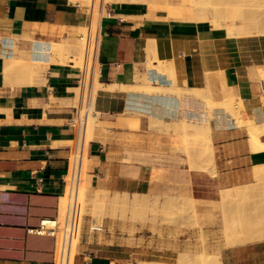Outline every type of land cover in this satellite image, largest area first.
Listing matches in <instances>:
<instances>
[{"label": "crops", "instance_id": "0c3cea01", "mask_svg": "<svg viewBox=\"0 0 264 264\" xmlns=\"http://www.w3.org/2000/svg\"><path fill=\"white\" fill-rule=\"evenodd\" d=\"M179 3L183 1L112 0L101 17L100 30L98 24L100 81L105 87L99 89L95 103L105 116L100 115L92 143L86 141L90 154L83 166L90 175L88 189L108 198L105 214L109 216L104 217L100 229H93L96 225L90 228L93 216H87L84 226L82 218L73 264H128L135 253L150 258L175 252L167 246L171 240L167 233L136 236L134 221L114 216L113 204L120 199L131 201L136 195L137 200L152 191L173 194L171 190L179 187L181 178H189L174 165L162 173L170 180L152 179L157 166L133 160L137 155L133 151L119 154V149H127L125 136H119L114 144L112 126L139 129L142 114L148 118L150 130L156 132L174 130L154 125L152 119L207 122L210 144L204 140L200 146L201 140L188 135L198 141L200 162L209 163L213 173L191 170L193 186L225 190L264 179L256 175V167L264 164V147L254 149L252 144L253 123L264 125V81L259 71L264 67V35L229 36L210 22L197 21ZM90 15L87 6L71 0H0V264L53 263L55 238L34 229L43 217L58 214L74 137L72 103L77 99L75 89L82 85L83 70L65 58L52 61V42L67 40L77 45L83 38L82 27L91 22ZM28 54L51 62L34 77L20 70L6 76L5 58ZM68 58L77 64L75 54ZM129 85L165 91L123 87ZM198 90L204 94H192ZM206 95L216 102L242 97L253 122L250 119L241 125L216 106L211 114L213 107L207 104ZM158 148L151 145L150 151ZM206 199L222 201V196ZM60 206L63 210L64 198ZM140 236L143 244L135 249ZM201 250L219 253L223 264H264V239L213 252L202 248L195 253ZM143 262L156 261L131 264Z\"/></svg>", "mask_w": 264, "mask_h": 264}, {"label": "rangeland", "instance_id": "374dc122", "mask_svg": "<svg viewBox=\"0 0 264 264\" xmlns=\"http://www.w3.org/2000/svg\"><path fill=\"white\" fill-rule=\"evenodd\" d=\"M71 1L85 5L90 10H92V6L95 5L93 0ZM111 1L112 0H105L103 7L96 6V16L99 15V12L101 15L106 14L107 3ZM146 1L150 0H145V2ZM178 1L185 2L186 0ZM206 1L203 7L209 11V22L212 26L215 20L219 18V15H216L212 10L219 7L223 9L229 5H235L241 13V18L237 23L245 26L244 36L238 35L242 37L264 35V0ZM242 21H244V23ZM214 28L222 29L223 31L226 29V34L229 32L228 22L225 20H221V26L219 28ZM237 33L238 31L231 36H237ZM67 61L74 63L75 66H79L80 69L83 70L84 75L85 70L83 68L85 67V61L82 63L78 57L77 64H75V61L71 58H68ZM45 66H47L46 62L41 61L40 69L36 74ZM97 66L98 72L100 73V65L97 64ZM259 71L260 77L264 81V67H260ZM81 93L80 89V92L77 94V99L72 103L75 106L78 105ZM96 97L97 95H95L93 110L98 112L101 117H104L105 115L103 113L101 114V112L96 109ZM235 103L239 105L237 100H235ZM239 108L240 106L237 107V109ZM108 117L115 119L117 115H108ZM234 117L237 118L241 125L250 123L247 117ZM140 119L142 121V127L136 130L117 128L114 126L109 128H114L115 130L113 132L111 131V133H113L114 144L118 141L119 136H125L126 147L129 150L121 148L119 149V154L128 155L129 151H133L137 154L133 160L147 161L157 166L152 178L156 181L165 179L170 180L164 177V175L162 176V173L168 172L169 168L174 165H177V169L185 175H183L184 177H188L189 180L184 181L183 178H181L182 181L177 185L179 187L171 190L173 194L160 192L158 190L152 191L147 195H142L137 200L135 199L137 197L134 196V200L127 201L126 199H120L113 204L115 209L114 216H118L124 221L127 219L134 221L136 236L142 234L163 236V234L167 233L171 238L167 246H169L172 251H175L171 255H168V257L153 255L150 258L143 257L139 252L128 261V264L138 260H153L159 264H221L222 260L219 253H208L205 250H201L197 253L195 252L202 248H206L208 251L213 252L219 251L222 247L233 246L232 238L230 236L228 237L225 230V224L229 221L230 215L233 213L252 214L254 211L259 213L264 209V179H260L254 184L245 185L244 191L236 196L222 197V201L206 199L208 197L220 198L221 190L208 191L206 187H199L198 189L193 186L190 180L189 172L191 170L201 171L206 169L213 173V169H209L206 164L203 165L200 162V156H198L199 145L196 140L199 138L195 137V139L190 135H185L183 137L182 134L174 131H152L147 126L148 118L146 115H140ZM152 127L154 126L152 125ZM203 142L204 141H202V143ZM254 143L255 138L252 133L253 146ZM151 145H158V150L150 151ZM151 154H153L152 157H150ZM181 154L184 156H181ZM122 158L124 159V156ZM165 166L168 168L164 169ZM256 175L258 178H264V168L261 169L257 166ZM85 194L84 203H86L84 208L85 212L83 213V226L89 215L93 216V220L89 223L90 228H92L93 225H102L104 217L109 216V214H105L106 207L109 205L108 198L104 195L102 196L99 191H94L92 189H87ZM94 196L98 198V201L94 200ZM139 238L138 241H135V249H139L143 244L142 236ZM184 250H188L195 254L183 252ZM79 251L80 244L78 253Z\"/></svg>", "mask_w": 264, "mask_h": 264}, {"label": "bare ground", "instance_id": "6f19581e", "mask_svg": "<svg viewBox=\"0 0 264 264\" xmlns=\"http://www.w3.org/2000/svg\"><path fill=\"white\" fill-rule=\"evenodd\" d=\"M75 1H77V0H75ZM89 1H92V0H89ZM93 1H94L95 5L92 6V10H91V12H92V16L90 15L91 16L90 17L91 22L89 25L82 27L83 38L80 40V42L77 45H71L67 40H63L61 42H52V51L54 54L59 55L60 58L59 57H58L59 59L56 58L54 56V54H52L53 58L51 57L52 61L53 60L54 61L55 60L56 61L57 60L62 61L63 58H65V60H66V59H68V57H70V55L75 54V55H77L79 60H81L82 63H84V61H85V67L83 68L85 70V73L83 75V84L81 86L77 87L75 89V92H76V97H77V94H78V92H80V89H81V92H82L81 95H84L85 98L86 97L88 98V110L90 111V114H89L88 125L86 128V141H90L95 137L96 124L100 119V115L98 112L93 110V104H94V100H95V95L98 94L99 89L105 87L104 83L100 81V73L98 72V66H97V64L100 65L99 60H98L99 41H100V31H98V24H99V30H100L102 15L99 12V15L96 16V6L97 7L98 6L103 7V5L105 4V0H93ZM150 1H152V0H150ZM206 2H207L206 0H186L185 2L179 3V4H180L181 8H184V9L188 8V10L191 11V13L194 15L196 20L200 21L202 23V22H209V11H208V9L203 7V5ZM208 2H209V0H208ZM166 3H168V2L166 1ZM167 6H168V4H167ZM212 11L216 15H219V18H217L215 20V23L213 25L214 27L219 28L221 26V20H225L228 22V31H229L228 35L230 34V36H231L232 34L236 33V31H238L237 36H239V35L244 36L245 26L240 24V23H237L238 20L241 18V13L239 12V9L235 5H232V6L229 5L228 7L223 8V9H221L220 7L215 8ZM242 22L244 23V21H242ZM225 31H226V29H225ZM25 36H26V34H25ZM43 44H44V42H43ZM46 48H47V45H46ZM84 52H85V54H84ZM47 55H49V54H47ZM50 55H51V53H50ZM83 56H84L85 60L83 59ZM5 59H6L5 60L6 61V66H5L6 76H7V73H9L10 71H13V70H20V71L25 72V73L27 72V73L31 74V76H33L36 74V72L39 71L41 61H45L47 65L51 62L50 61L48 63V61H46L43 58L33 59L30 54H28L27 56H23V55L11 56V57L7 56ZM137 76H139V75H137ZM136 81H137V79H136ZM31 82H32V80H31ZM108 86H109V88L111 87L109 84H108ZM123 87L127 88L128 90L135 89V90H140V91H145V92L146 91L147 92H157V91L162 92L163 91L159 87L158 88L152 87L150 85H143V86L142 85L141 86L140 85H135V86L129 85V86H123ZM123 87L120 89H123ZM113 88H115V87H113ZM177 89H178V87H177ZM171 90L173 91V89H168V91H171ZM180 90H178V91H180ZM164 91H165V89H164ZM164 91H163V93H164ZM194 91H195V89H194ZM184 92H186V91H184ZM166 93H167V90H166ZM173 93H174V91H173ZM199 93L204 94V91L200 90V92H199V90H198V93L194 92L192 94H196L198 96V95H200ZM202 97H204V95H202ZM206 97H207V95L205 96V98ZM206 100L208 102L207 104H210V109L213 107L212 110H210L211 114H213L212 111H213L214 107L216 106L215 108H223L227 112H229L232 116H236L239 118L247 117V118H249L248 121H250V119H251L252 120L251 122H253V119L248 116V114L245 110L243 98L238 96V95L233 96L231 98H226V99L219 101V102L214 101L212 99V97H207ZM235 100L238 101L239 105H236ZM239 106H240V108L237 109V107H239ZM151 121H154V125L156 123L157 126H162L163 129L164 128L167 130L173 129L174 131L183 134L182 135L183 137L185 135H188V134H193V136L196 138H199V140H201V141L205 140V144L211 143L210 124L207 122L206 123H204V122H193V121H189V120H182V121L179 120L180 122H178V121L171 122L170 120H169L170 122H166L164 120L165 122H163L161 120H154V119H152ZM252 131H253L252 132L253 136L255 138L254 149L263 148L264 142L262 141V137L264 136V125H259V124L253 123ZM199 143L201 146L202 142H199ZM197 144H198V141H197ZM210 148H212V147H210ZM212 150H213V148L211 149V151ZM198 156H199V154H198ZM208 164L209 163H207V165ZM210 165H213V164H210ZM210 167H212V166H210ZM258 167L263 169L264 164L260 165ZM88 176L90 177V175L86 172L85 167L83 166L82 182H81L80 191H79V201L80 202H79L77 239L79 238L80 229H81V221L83 218V213L85 212L84 211L85 203H86V202L84 203V200L86 197L85 191L88 189V185L90 183ZM245 187L246 186L244 185V186H237V187L230 188V189L227 188L225 190L223 189V190H221V193H222L221 196L222 197H224V196H231V197L236 196L237 194L242 193L244 191ZM94 197H95L94 200L98 201V198L96 196H94ZM136 197H137V195H136ZM138 198H139V196H138ZM65 202H66V200H65ZM225 230L228 234V237L230 236L232 238L233 245H238V244H242V243H246V242H250V241L264 239V209L261 210L259 213L257 211H254L252 214H247V213L240 214L239 212L231 214L229 221L225 224ZM147 263L148 264H159L158 262H143L140 264H147ZM221 264H223V263H221Z\"/></svg>", "mask_w": 264, "mask_h": 264}, {"label": "built area", "instance_id": "2783aa9c", "mask_svg": "<svg viewBox=\"0 0 264 264\" xmlns=\"http://www.w3.org/2000/svg\"><path fill=\"white\" fill-rule=\"evenodd\" d=\"M74 109L70 120L74 137L69 147L66 172L63 175L64 191L60 197L58 214L43 217L40 220V225L34 229L39 234H49L55 238L56 245L52 264H73L75 256L78 255L75 252L78 246L79 191L84 159L90 154V145L86 146V128L90 114L88 98L81 95L78 105ZM91 143L92 141H90ZM62 198H64V202L66 199L63 210L60 206ZM101 227L100 225L93 229H100Z\"/></svg>", "mask_w": 264, "mask_h": 264}]
</instances>
